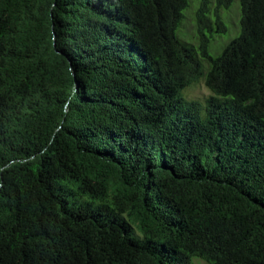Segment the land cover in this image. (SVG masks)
I'll return each mask as SVG.
<instances>
[{
  "label": "trees",
  "instance_id": "16d2710c",
  "mask_svg": "<svg viewBox=\"0 0 264 264\" xmlns=\"http://www.w3.org/2000/svg\"><path fill=\"white\" fill-rule=\"evenodd\" d=\"M232 1L200 60L188 0H0V264H264V0L212 55Z\"/></svg>",
  "mask_w": 264,
  "mask_h": 264
},
{
  "label": "rangeland",
  "instance_id": "374dc122",
  "mask_svg": "<svg viewBox=\"0 0 264 264\" xmlns=\"http://www.w3.org/2000/svg\"><path fill=\"white\" fill-rule=\"evenodd\" d=\"M189 6L184 10L185 18L179 24L177 28V34L182 42L194 44L197 47L198 57L201 60V49L199 48V34L197 26V11L199 7V0H188ZM211 11L217 4V0H208ZM220 14L225 20L227 31L222 34H217L214 38L210 37L209 32L206 35L209 37V52L212 55H216L222 52L224 47L234 39L240 32V15L241 6L240 0H233L229 8H223L220 10ZM212 18V15L210 16ZM198 39V42H196ZM196 42V43H191ZM185 93L190 98L203 99L210 93L204 82L199 81L185 90ZM191 264H209L201 257L193 256L191 258Z\"/></svg>",
  "mask_w": 264,
  "mask_h": 264
}]
</instances>
